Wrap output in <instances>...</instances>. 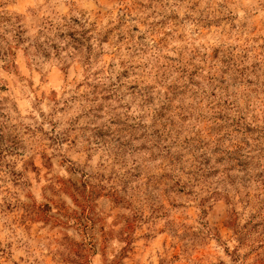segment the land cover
<instances>
[{
    "label": "clouds",
    "instance_id": "1",
    "mask_svg": "<svg viewBox=\"0 0 264 264\" xmlns=\"http://www.w3.org/2000/svg\"><path fill=\"white\" fill-rule=\"evenodd\" d=\"M0 264H264V0H0Z\"/></svg>",
    "mask_w": 264,
    "mask_h": 264
}]
</instances>
